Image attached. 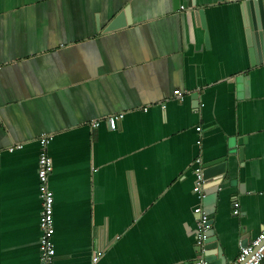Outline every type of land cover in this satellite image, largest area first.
<instances>
[{
    "label": "crops",
    "instance_id": "crops-1",
    "mask_svg": "<svg viewBox=\"0 0 264 264\" xmlns=\"http://www.w3.org/2000/svg\"><path fill=\"white\" fill-rule=\"evenodd\" d=\"M179 1L0 0V264H40L43 135L54 264H195L198 205L225 264L260 235L264 62L243 0ZM196 158L224 171L201 202Z\"/></svg>",
    "mask_w": 264,
    "mask_h": 264
},
{
    "label": "built area",
    "instance_id": "built-area-1",
    "mask_svg": "<svg viewBox=\"0 0 264 264\" xmlns=\"http://www.w3.org/2000/svg\"><path fill=\"white\" fill-rule=\"evenodd\" d=\"M174 96H180L179 90L173 92ZM182 101V99H180ZM118 117L114 116L107 119L108 127L111 131L116 129ZM99 123H95L93 127H97ZM53 136L43 135L40 140L41 151L38 158L37 178L39 183V193L42 199V212L40 214V229L42 236L40 239V264H54L55 246L53 242L54 235V220H53V205L54 197L49 188V177L52 172V162L46 152L48 144L52 141ZM21 146H17L20 148ZM13 151V149H9ZM194 187L193 193L201 202L206 197L205 186L207 180L204 178V168L202 167V160L196 158L194 160ZM201 204V203H200ZM236 210L234 214L238 213V204L234 205ZM196 214V235L195 242L197 247L201 250L203 242L208 238V222L209 217L201 208H195ZM264 262V229L260 235L248 246L242 247L238 257L227 264H262ZM195 264H205L203 257L200 256Z\"/></svg>",
    "mask_w": 264,
    "mask_h": 264
},
{
    "label": "water",
    "instance_id": "water-1",
    "mask_svg": "<svg viewBox=\"0 0 264 264\" xmlns=\"http://www.w3.org/2000/svg\"><path fill=\"white\" fill-rule=\"evenodd\" d=\"M244 10L246 9V17H244V25L247 28L245 30L248 46L250 49V55L252 57V66L264 62V2L263 0H243ZM189 3L188 7H190ZM193 8L190 9V15L194 19V24L196 25L195 37L198 41L196 45L202 44L201 37L204 36V46L208 47V35L206 30V21L204 16L203 9L195 7V4L191 5ZM180 8V1L174 0V10ZM125 14L120 13L117 18L114 19L107 27L106 32H112L119 28L126 26ZM203 31V33H202ZM257 54V55H256ZM256 56V58H255ZM223 161H219L216 164H220ZM213 166L210 164L208 167ZM205 168V167H204ZM209 170V171H208ZM223 167H219L215 170L204 169V178L208 180L211 176L216 174L224 173ZM210 181H208L209 183ZM220 184V181L214 180L211 181L210 185L205 186V189L208 187L217 186ZM210 224V222H209ZM205 264H225V258L221 255L218 250L217 240L215 236H208V238L203 242V246L200 250ZM220 253V254H219Z\"/></svg>",
    "mask_w": 264,
    "mask_h": 264
}]
</instances>
